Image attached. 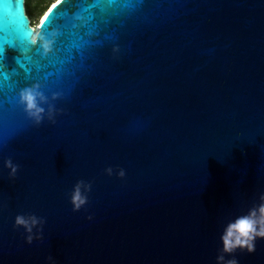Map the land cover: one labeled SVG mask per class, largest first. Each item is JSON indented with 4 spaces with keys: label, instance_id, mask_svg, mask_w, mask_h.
<instances>
[{
    "label": "water",
    "instance_id": "95a60500",
    "mask_svg": "<svg viewBox=\"0 0 264 264\" xmlns=\"http://www.w3.org/2000/svg\"><path fill=\"white\" fill-rule=\"evenodd\" d=\"M38 30L29 71L0 52V264H218L264 205V0H55Z\"/></svg>",
    "mask_w": 264,
    "mask_h": 264
},
{
    "label": "clouds",
    "instance_id": "9594fccd",
    "mask_svg": "<svg viewBox=\"0 0 264 264\" xmlns=\"http://www.w3.org/2000/svg\"><path fill=\"white\" fill-rule=\"evenodd\" d=\"M35 34L31 38V43L36 45L38 42H42V47L45 51H50L51 41L47 40L39 30L34 29ZM37 93L32 89H26L21 93V98L27 105L29 114L34 117L37 123L40 122V113L43 111L37 106L36 102ZM7 167L11 169V175L15 176L17 172V166L13 165L12 161L7 162ZM108 174H112V169H107ZM120 176H124V172H120ZM85 187L84 181H79L75 185L74 192L72 193V203L75 206V210H79L87 202V198L82 195L81 188ZM88 190L91 189V185H86ZM39 221L35 217L25 218L24 216H17L16 224L24 226L29 233L32 231V226L36 225ZM257 238L264 239V205H261L258 210H252L248 215L241 216L235 220L234 223H230L223 236V249L221 254L217 257L218 264H238L237 259H225V254H232L236 250H247L249 253L255 251V241ZM28 242H32V237H28Z\"/></svg>",
    "mask_w": 264,
    "mask_h": 264
},
{
    "label": "snow or ice",
    "instance_id": "6c2138e0",
    "mask_svg": "<svg viewBox=\"0 0 264 264\" xmlns=\"http://www.w3.org/2000/svg\"><path fill=\"white\" fill-rule=\"evenodd\" d=\"M107 0H96L97 4L106 3ZM18 0H0V52L3 51L4 45L15 46L19 45L24 53L22 59L17 60L19 71H29L28 65L32 61V49L31 38L33 36V29L28 26L27 21L24 19V23H21L19 18ZM7 6V7H6ZM91 18V17H90ZM49 22V17L41 24L43 29L45 24ZM44 34V33H43ZM37 52L40 47L35 48ZM18 70L9 72L4 65H0V75L8 80L10 76L16 75Z\"/></svg>",
    "mask_w": 264,
    "mask_h": 264
},
{
    "label": "rangeland",
    "instance_id": "374dc122",
    "mask_svg": "<svg viewBox=\"0 0 264 264\" xmlns=\"http://www.w3.org/2000/svg\"><path fill=\"white\" fill-rule=\"evenodd\" d=\"M47 1L48 0H45L41 6L37 7V8H34L32 7V14H31V6L29 7L28 6V13L30 14L29 16L31 17V20H33V26L36 27V29L38 30V27H39V23L41 21V18H42V15L43 13L46 11L44 10V12L42 14H40V10L44 7H46V4H47ZM50 3L48 4V7L51 6L53 4V0H49Z\"/></svg>",
    "mask_w": 264,
    "mask_h": 264
},
{
    "label": "trees",
    "instance_id": "16d2710c",
    "mask_svg": "<svg viewBox=\"0 0 264 264\" xmlns=\"http://www.w3.org/2000/svg\"><path fill=\"white\" fill-rule=\"evenodd\" d=\"M45 0H25V5H26V10H27V13H28V6L30 7L31 6V14H32V7H34V8H37V7H39V6H41V4L44 2ZM54 1V0H53ZM52 1V2H53ZM50 3V1L48 0L47 1V4H46V7H44V8H42L41 10H40V14H42L43 12H44V10H47V8H48V4ZM28 15H30L29 13H28ZM31 18V17H30ZM32 21V23H33V20H31Z\"/></svg>",
    "mask_w": 264,
    "mask_h": 264
},
{
    "label": "bare ground",
    "instance_id": "6f19581e",
    "mask_svg": "<svg viewBox=\"0 0 264 264\" xmlns=\"http://www.w3.org/2000/svg\"><path fill=\"white\" fill-rule=\"evenodd\" d=\"M36 29V27H34Z\"/></svg>",
    "mask_w": 264,
    "mask_h": 264
},
{
    "label": "flooded vegetation",
    "instance_id": "af4514ba",
    "mask_svg": "<svg viewBox=\"0 0 264 264\" xmlns=\"http://www.w3.org/2000/svg\"><path fill=\"white\" fill-rule=\"evenodd\" d=\"M54 1H55V0H54ZM54 1H53V2H54Z\"/></svg>",
    "mask_w": 264,
    "mask_h": 264
}]
</instances>
